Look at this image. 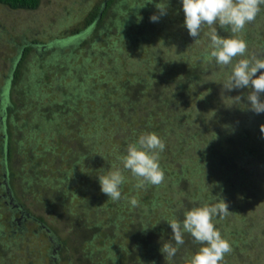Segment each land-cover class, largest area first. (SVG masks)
Wrapping results in <instances>:
<instances>
[{
	"label": "rangeland",
	"instance_id": "1",
	"mask_svg": "<svg viewBox=\"0 0 264 264\" xmlns=\"http://www.w3.org/2000/svg\"><path fill=\"white\" fill-rule=\"evenodd\" d=\"M103 1L40 0V7L34 11H16L0 5V88L9 74L13 59H16L19 51L18 43L23 38L37 39L40 43H48L68 36L76 29L81 28L85 16ZM177 1L178 7L175 8L178 13L177 20L173 33L169 32L173 41H168L169 36L166 33L163 34L160 29L157 30L159 27L157 25L154 27L155 23L153 24L150 19L153 15H160L156 6L155 8L149 7L153 12L145 10L142 15L137 14L140 20L144 19L142 16L146 18L148 27L155 28L152 33V35L155 33L154 37H150L144 47L145 52L151 54L148 61L150 63L147 64L149 72L145 68L142 69L141 66L135 65L133 67L126 66L124 72L117 77L111 76L109 66H102L100 60H97L96 63L86 62L88 54L84 53L83 61L87 65L83 71L85 75L81 76L80 74L83 73H76L74 75L77 76L70 77L78 85L73 86V83L67 85L70 86V92L74 97L75 92L79 91L77 87L80 89V84L89 90L90 84L88 83H93L96 77L95 86L98 88L100 84L102 85L98 89L101 94L105 92V89L115 88V84L118 82L121 83L120 85L124 84V87L129 84V88L128 90L119 89L120 92L111 89L113 103L117 105L113 112L115 114L103 113L102 110V114L97 112L96 121L86 118L88 119L87 123L93 125L97 124L98 117H106L102 125L97 124L98 127H92L86 124L84 127H77V129L74 127L72 131L67 132L68 125L63 123L62 127L55 129L57 132L60 129L59 137H57L58 134L54 137L59 138V141L65 146L66 161L69 160L70 154L71 158L78 162L77 164L64 162L62 166L56 167L55 176L60 178L68 174L69 184L66 188L63 187L64 192L61 193V197L55 200L57 204L60 202L59 207L54 206L51 211L48 210L49 212L46 208V210H42L41 214L48 223L54 224L55 227H61L63 219L70 216L78 227L72 224L69 226H74L73 230L76 229L81 233L78 236L79 239L81 237L78 243L77 240H73L76 233L68 229L67 226H64L63 231H60V237L65 240L69 239L68 241H71L72 245L69 248L70 251H63L62 261L64 262L59 264H67L66 262L71 260L69 256L72 257V255L77 264H90L87 261L88 258L83 254L90 250V247L95 248L96 252L99 250L104 252L101 258L94 260L92 264L106 263L105 257L109 254L113 257L123 248L126 250L120 252L122 257L118 263L132 264L128 261L129 246L131 245L129 237L135 231L134 225L137 227L142 221L148 220L149 222L147 221L146 224L153 226L161 217L166 219L164 220L165 225L167 221L169 223L173 219L182 221L184 213L189 211L187 207L193 204L195 207L198 204L212 205L219 202V199L224 200L232 208L229 215L214 218V223L221 231L222 236L228 241H232H229L232 252L228 253V256L225 255L222 264H264V249H262L264 247L260 242L262 250H259L260 246L255 249L253 246L248 247L247 244L241 243L243 231L245 233L244 240L247 241L251 239L255 241V239L264 236V169L258 170L257 168L259 161H263L259 158L260 155H263V150H258L260 153L259 156L257 155L258 162L252 163L253 160H249L251 156L244 158L245 152H249L247 154L255 152L258 145L264 144V133L260 131V126L264 125V113L256 114L251 110L247 95L253 89L248 87L231 91L224 89L223 84L230 75L231 67L221 68L214 59L207 57L212 50L209 47L210 37L207 35L210 31L209 28L205 27L198 38L189 35L184 23L182 0ZM160 3L166 5L167 11L170 10L169 13H172L171 5L166 4V0H157V4ZM155 9L158 10L157 13H154ZM136 11V13L141 12L139 9ZM125 21L121 24L122 28L126 25ZM260 21H264V15H261ZM252 25L253 22L247 24L246 27L251 28ZM128 26L131 25L128 24ZM216 27L220 36L227 38L232 35L230 31L220 29L218 25ZM111 29L114 31L113 28ZM236 35L247 42L248 49L254 51V56L264 58V24L258 25L256 30ZM196 39H199L198 42ZM144 50H140L141 56H145ZM125 51L128 52V55H124L127 57V62L139 59L138 52L130 51L127 47ZM239 59L241 57L236 58V60ZM30 60L32 63L29 65L32 66L36 61L31 57ZM157 61L161 63H157ZM114 62H116L115 57L113 58ZM71 65L70 69L81 70L78 67L80 65L75 63ZM95 66L97 69H101L100 73L94 74L93 80L87 81L91 68ZM261 72L264 73V69ZM260 74L257 73V76ZM51 75L53 79L49 82L50 90L55 92L53 87L55 81L59 80L62 83L63 80L60 74ZM156 76L160 78L159 83L161 80L164 81L162 86L164 85L165 89L162 90V98L172 103L160 104L152 98L155 93H150V91L157 87L155 85ZM198 76H204L203 80L199 81ZM26 77L28 76L25 75ZM147 77L149 79L146 81ZM179 84H182V87L178 88L177 96H174V90ZM25 85L23 82L21 88H25ZM64 85L67 89L65 82ZM120 85H117L118 88ZM142 91L143 93L146 91L151 99L148 100L145 95H141ZM135 92H138L137 95L134 94ZM51 96V101L55 102L54 95ZM238 96L241 97L240 101L235 99ZM81 98L85 101L81 100L79 103L90 104L93 110L95 108L98 110L99 107L104 109L102 102L94 103L87 96H81ZM24 99L22 111L29 115L30 109L34 111L37 104L29 100L30 98L24 97ZM261 100L264 101V93L261 94ZM24 114H21V118ZM149 115L152 119L148 117ZM44 131L40 128L36 135L41 138ZM150 132L157 133L166 145L165 150L160 154V164L165 173V180L159 186L147 184L143 188L137 189L135 187L137 178L133 177L130 171L123 169L120 157L126 155L129 143L135 142L141 134ZM220 132H222L221 139L223 141L217 139ZM215 134L217 136L213 138ZM30 138L32 137H29V143L34 144ZM23 141H25L24 138ZM37 143H40L38 138ZM241 160L248 167L241 169L238 166ZM117 168L122 170L125 181L121 186V199L113 201L102 193L98 176ZM228 189L237 193L238 205L236 197V199L227 198ZM36 191L25 197L26 204L33 212L36 207L35 203H39L49 195L48 199L51 200L56 193V190L52 194L49 189L43 190L41 185L37 187ZM133 197L138 201L137 206H132L130 203ZM213 197L215 198L214 202L211 201ZM208 198H210V202ZM151 200L157 201V203L155 202L156 204L151 206L149 202ZM204 201L207 203H200ZM151 210L154 212L153 215ZM56 213H58L57 218L54 216ZM116 214H118V218L122 215L124 221L118 218L113 220ZM250 216L253 217L251 220ZM5 217L7 219L8 215ZM54 217L55 223L49 222ZM109 218H112L110 229H105L102 226V231L101 227L95 230L94 223L101 220L104 225ZM116 221L120 222L118 227L115 226L117 225ZM223 222H225L224 226L221 224ZM86 227L95 231V238L87 232L88 230H85ZM36 229L35 226L30 227V231L24 236V242L42 247V253H45L47 245L42 244L40 240L46 238L40 234L34 237L33 232L37 231ZM186 238L185 235L184 239ZM234 241H237L235 242L236 246L233 245ZM103 244H105V248H103ZM248 244H252V242H248ZM200 247L201 245L194 244L193 238H189L183 244L182 249L177 252L181 256L187 254L191 258L199 251ZM245 247L246 250H244ZM11 249L13 248L7 250L8 257L4 260L0 258V264H55V261L51 262L46 259L45 262H42L37 258L27 257V249H21L23 252L20 251L16 254ZM185 250H188V253ZM1 254L6 255L0 249V256ZM143 254L145 255V252L141 255ZM9 257L10 259H7ZM138 260L141 262L140 257ZM138 260L135 264L139 263ZM164 263L167 264L166 260ZM181 264H188V262L184 261Z\"/></svg>",
	"mask_w": 264,
	"mask_h": 264
},
{
	"label": "trees",
	"instance_id": "2",
	"mask_svg": "<svg viewBox=\"0 0 264 264\" xmlns=\"http://www.w3.org/2000/svg\"><path fill=\"white\" fill-rule=\"evenodd\" d=\"M166 2V4L171 5L170 8L172 13L170 14L169 10L166 12V15H158V21L153 22V24L155 23L154 27L156 25L159 27L157 30L160 29L163 34L166 33V35L169 36V39H167L168 41H173L169 32L173 33L175 27V21L178 16L175 8L178 7V1L166 0ZM40 3V0H0L1 6L16 11H34L40 7ZM156 5L157 0H104L99 6H96L95 9L85 16L83 26L76 29L70 35L60 37L48 43H40L37 39L28 40L25 38L18 43V54L16 55V59H13L9 74L4 79L2 87L0 88V127H2L0 128V219L2 220L0 222V249L1 251H4L5 254L10 248H13L11 250L14 254L19 253L20 251L23 252L22 250L27 249V257L37 258L42 262H45L47 259L51 262L55 261V264L63 263L62 253L64 250L70 251L69 248L72 245V242L68 241L69 239L65 240L60 237L61 235L59 233L60 231H63L64 226H67L68 229H71L76 233L75 239L73 240H77L79 243L81 237L79 239L78 236L81 233L77 232L76 229L75 231L73 230L74 226L78 227L74 224L76 222H73V218L71 219L70 216H67L63 219L61 227H55L54 224L52 225L51 223H48L41 214L42 210H46V208L47 211H51L54 206L59 207L60 202L57 204V201L55 200L61 197V193L64 192L63 187L66 188L69 184L67 181L68 174L65 175L66 178H58L55 176L56 173L54 174V170H56V167L62 166L64 162H68L69 164H77L78 162L73 160L70 154L69 160L66 161L67 154L65 155V146L59 141V138L56 139L54 137L56 134H58L57 137H59L60 129L59 132L55 129L62 127L63 123L68 125L67 132L72 131L74 127L76 129L77 127H84L86 124L92 127H98L97 124L102 125L106 117H98L99 120L97 121V124L93 125L92 123H87V120L92 118L93 121H96V114L98 111L101 112L100 114H102V110L103 113L115 112L117 105H114L113 103L112 91L113 89H116L115 92H120L119 89L122 88L128 90L129 84L124 87V84L120 85L121 83L118 82L115 84V88L112 89L111 87L110 89H105V92L101 94L98 89L102 85L100 84V87L98 88L95 86L96 77V79L94 78L95 81H93V83H88L90 84L88 86L89 90L85 89L80 84V89L77 87L79 91H77V93L75 92V97L72 92H70V86L67 85L73 83V86H78L75 80L70 77L77 76L74 75L76 73H83L80 74L81 76L85 75L83 71L87 68V65L85 64V61H83L84 53L88 54L85 59L87 60L86 62L96 63L97 60H100L102 66H109L111 76L117 77L124 72L126 66L133 67L135 65L138 67L141 66L142 69L145 68L146 71L149 72L150 70L147 64L150 63L148 61L151 54L145 52L144 47H146L148 39L154 37L155 33L153 35L152 33L155 28L148 27V24L145 21L146 18L142 16L144 19L140 20L137 14L140 16L145 10L153 12L149 7L153 6L155 8ZM137 9L141 12L139 11L140 13H136ZM261 9V12L257 15L251 28L247 26L243 32L247 33L250 32V30H256L258 25L264 24V21H260L261 15H264V5H261ZM157 12L158 10L155 9L154 13ZM119 19H121V21H119ZM124 20H126V25L122 28L121 24L122 22L124 23ZM127 23L131 26H128ZM111 28H113L114 31ZM126 47L130 51L134 50L135 52H138L137 55L139 56V59L127 62V57L124 56L128 55V52L125 51ZM142 49L145 52V56H141L142 53H140V50ZM253 52L254 51L248 49L247 55L253 56ZM30 57L36 61L32 66L29 65V63H32L30 62ZM114 57L116 58V62L113 63ZM74 63L80 65L78 67H80L81 70L78 68L70 69L72 67L71 64ZM157 63L161 62L157 61ZM162 66L164 67V65ZM98 69L96 66L91 68L87 81L89 79L93 80V76L100 73L99 71H101V69ZM51 74H60L61 79L63 80V84L60 83L58 79V81H55L53 85L55 92L50 90L51 86L49 82L53 79ZM25 75L28 77L25 78ZM203 77L204 76H198L199 81H202ZM148 79L149 77H147L146 81ZM159 79L160 78L157 76L155 77V85L157 87L150 91V93H155V96L152 98L160 104L172 103L170 101L172 99L168 102L162 98L161 93L164 91L163 89H165L163 87L164 85L162 86L164 81L161 80L159 83ZM23 82L26 85L25 88L22 89L21 84H23ZM117 85H120V87L118 88ZM179 87H182V84H179L177 89L174 90V96H177L176 92H178ZM34 89L35 92H33ZM145 89L150 90L148 87H145ZM156 92L158 93V97ZM137 93L138 92H135L134 94L137 95ZM23 94H25V96H22ZM52 94L54 95L55 102L51 101ZM141 95H145V98L148 100L151 99V96H148L146 91L145 93L142 91ZM81 96L89 97V100L94 101V103L102 102L104 104V109L99 107L98 110L96 108L93 110L90 104L83 105V102L79 103L82 100ZM24 97L26 99L30 98L29 100H32L34 104H37L34 111L30 109L31 113H29V115L26 113L24 114L22 111L24 107L22 105L25 100ZM124 97L127 98L126 95H124ZM56 98L58 99L56 100ZM21 114H24L22 116L23 118H21ZM87 117L88 119H86ZM148 117L152 119L150 115ZM40 128L45 130L43 136L41 135V138L36 135L37 131H40ZM221 134L222 132H220L217 139L223 141L221 139ZM2 136H4V138H2ZM30 136L32 137L30 140L31 142L33 141L34 144L29 143ZM216 136L217 135L215 134L213 138H216ZM23 138L25 141H23ZM37 138L38 142H40L39 144L37 143ZM212 139L211 141H214ZM258 146L259 149H255V152H250V154H247L249 152H245L244 158L251 156L249 160H253L252 163L258 162L257 155H260L258 150L262 149L263 155H260L259 158L263 161H259L257 168L258 170H263L264 144ZM238 166L241 169L248 167L245 165V162H242V160ZM39 185L43 187V190L49 189L51 194L54 193L55 190L56 193L55 196L52 197L53 199L49 200V195L46 199L39 203H35V208L31 206L35 209L33 212L30 206L26 204L25 197L28 194L37 192L36 190ZM221 192H224V190H221ZM226 196L227 198L230 197L232 199L237 198L238 201L236 204H239L237 193H233L232 190L228 189ZM208 200L210 202V198H208ZM211 201L214 202L215 198L213 197ZM48 202L50 203L48 204ZM149 202L151 203V206L157 203V201L152 200ZM200 203L207 202L204 201ZM198 206H203V204H198ZM193 207H195L194 204L187 208L191 210ZM228 211L229 213L227 215L232 212V208H230L229 205ZM151 213L152 215L154 214L153 210H151ZM57 214L58 213L54 214L56 218L58 217L56 216ZM5 215H8L7 219ZM55 217L49 222L55 223ZM115 218H118V214L113 217V220ZM252 218L253 217L250 216V220ZM118 219L124 221L122 215ZM111 220L112 218H109L104 225H102L100 220L97 223H94L93 226L95 230L101 227L102 231V226H104L105 229H110L112 227ZM164 220H166L164 217L157 219L155 222L156 224L153 226H148V224H146L148 220L140 221L141 223L137 227L134 225L135 231L129 237L131 245L129 246L130 257L128 261L135 264L137 263L136 260L140 257L141 262L138 260V264H165V260L167 264H181L184 263V261L188 262L191 259L187 254L181 256L178 251L174 257L170 259L168 258L167 260L166 256L162 253L161 249L163 244L171 241L175 246L173 240H171L172 229L168 221L166 222V225L164 224ZM116 223L117 225L115 226L118 227L120 222L116 221ZM70 224L74 226L71 227L69 226ZM221 224L224 226L225 222ZM31 226L37 228V231L33 232L34 237L38 234L45 236V240H40L42 244L47 245V248L44 251L45 253H42V247L29 245L24 242V236L30 231ZM85 230H88L87 232H89L93 238L96 237L95 231H92L89 227H86ZM244 234L243 231L241 240L242 244H247L248 247L253 246L255 249L260 246L259 250L264 249H261V244L264 247V236H261V238L259 237L260 239H255V241L254 239L247 241L244 240ZM185 235L187 236V238L184 239L185 242L189 238H192L190 234L186 233ZM229 241L232 242L231 240ZM235 242L237 241H234V246L237 245ZM248 242H252V244H248ZM259 242L261 244H259ZM194 244L197 243L194 242ZM104 245L105 244H103V248H105ZM182 246L183 245L178 246V250L182 249ZM246 249L247 248L245 247L244 250ZM125 250L126 248H123L119 251L125 252ZM120 252H116L117 255H114L113 257L110 254L105 257L104 259H107L106 263H96L119 264L118 260L122 257ZM143 252H145V255H141ZM185 252L188 253V250H185ZM103 253L104 252L101 250L96 252L95 248L93 249L90 247V250L85 251L83 254L88 258L87 261L92 264L94 260L99 257L101 258ZM228 255L229 254H227V256ZM6 257H8L7 254H1L0 256L3 260ZM69 258H71L70 261H65L67 264H77L73 255L72 257L69 256ZM7 259H10V257Z\"/></svg>",
	"mask_w": 264,
	"mask_h": 264
},
{
	"label": "clouds",
	"instance_id": "3",
	"mask_svg": "<svg viewBox=\"0 0 264 264\" xmlns=\"http://www.w3.org/2000/svg\"><path fill=\"white\" fill-rule=\"evenodd\" d=\"M261 5H264V0H182L184 23L189 35L198 38L205 27L209 28L207 35L212 50L208 58L214 59L221 68L231 67L230 75L223 84L224 89H253L247 95V100L256 114L264 113V101L261 100V94L264 93V73L261 72L264 69V58L248 56L247 42L236 34L243 32L247 24L255 21L262 10ZM156 7L160 16L166 15L167 9L163 3ZM150 19L156 22L159 16L153 15ZM217 25L232 35L227 38L220 36ZM237 57L241 59L236 60ZM257 73L261 74L257 76ZM235 99L240 101L241 97ZM260 131L264 133V125L260 126ZM165 147V142L155 132L141 134L135 142L128 144L126 155L120 157V160L123 169L137 178V189L147 184L159 186L164 182L165 173L160 164V154ZM98 179L103 194L113 201L121 199V186L125 181L121 169L109 170L99 175ZM130 203L132 206L138 205L135 197ZM228 213V205L222 199L212 205L205 204L186 211L182 221L173 219L169 222L171 240L175 246L171 242L163 244L162 253L166 258L174 257L178 246L185 243L184 235L187 233L195 243L201 245L188 264H222L225 255L231 252V244L216 227L214 218Z\"/></svg>",
	"mask_w": 264,
	"mask_h": 264
},
{
	"label": "flooded vegetation",
	"instance_id": "4",
	"mask_svg": "<svg viewBox=\"0 0 264 264\" xmlns=\"http://www.w3.org/2000/svg\"><path fill=\"white\" fill-rule=\"evenodd\" d=\"M0 128H2V127H0ZM2 138H4V136H2Z\"/></svg>",
	"mask_w": 264,
	"mask_h": 264
}]
</instances>
